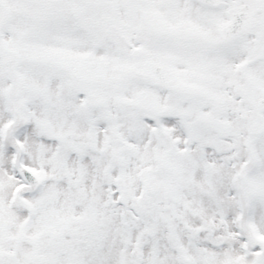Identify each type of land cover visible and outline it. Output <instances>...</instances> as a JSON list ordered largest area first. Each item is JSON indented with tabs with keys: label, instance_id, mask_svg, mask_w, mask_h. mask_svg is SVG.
I'll return each mask as SVG.
<instances>
[{
	"label": "snow or ice",
	"instance_id": "snow-or-ice-1",
	"mask_svg": "<svg viewBox=\"0 0 264 264\" xmlns=\"http://www.w3.org/2000/svg\"><path fill=\"white\" fill-rule=\"evenodd\" d=\"M0 264H264V0H0Z\"/></svg>",
	"mask_w": 264,
	"mask_h": 264
}]
</instances>
